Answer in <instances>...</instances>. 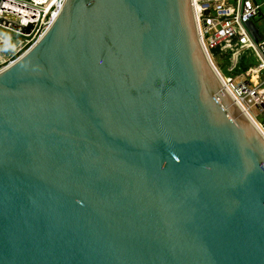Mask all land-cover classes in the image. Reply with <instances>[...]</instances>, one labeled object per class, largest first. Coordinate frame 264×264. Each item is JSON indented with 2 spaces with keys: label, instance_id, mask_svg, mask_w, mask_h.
<instances>
[{
  "label": "water",
  "instance_id": "95a60500",
  "mask_svg": "<svg viewBox=\"0 0 264 264\" xmlns=\"http://www.w3.org/2000/svg\"><path fill=\"white\" fill-rule=\"evenodd\" d=\"M191 1L64 0L0 69V264H264V135Z\"/></svg>",
  "mask_w": 264,
  "mask_h": 264
},
{
  "label": "built area",
  "instance_id": "2783aa9c",
  "mask_svg": "<svg viewBox=\"0 0 264 264\" xmlns=\"http://www.w3.org/2000/svg\"><path fill=\"white\" fill-rule=\"evenodd\" d=\"M63 2L0 0V69L17 60L42 37ZM191 4L200 42L210 59L226 53L232 71L239 67L245 52L255 60L245 75L225 78L223 84L252 121L262 119L257 124L264 135V36L256 43L245 26L261 15L264 1L192 0ZM28 26L29 33L23 34L21 29ZM1 33L13 35L19 42L10 43Z\"/></svg>",
  "mask_w": 264,
  "mask_h": 264
},
{
  "label": "rangeland",
  "instance_id": "374dc122",
  "mask_svg": "<svg viewBox=\"0 0 264 264\" xmlns=\"http://www.w3.org/2000/svg\"><path fill=\"white\" fill-rule=\"evenodd\" d=\"M260 2H263L264 0H259ZM261 14L264 15V6L261 9ZM254 21L259 22L258 26L260 27V30L262 32H264V19L262 17H258L257 19H255ZM1 35L8 40L10 43H14L17 44L19 42L18 38L8 34V33H1ZM217 52V51H216ZM8 53H6L7 55ZM212 62L214 64V66L216 67V69L218 70V72L220 73V75L223 78H234L237 79L239 76L241 75H245V70L249 67V66H254L255 60L251 57L249 52H245L240 63H239V67L232 71L229 68V61H228V56L226 55V53H221L219 55L213 56L212 58ZM256 113V111H254ZM262 122V119L257 117L256 118V123H260Z\"/></svg>",
  "mask_w": 264,
  "mask_h": 264
},
{
  "label": "crops",
  "instance_id": "0c3cea01",
  "mask_svg": "<svg viewBox=\"0 0 264 264\" xmlns=\"http://www.w3.org/2000/svg\"><path fill=\"white\" fill-rule=\"evenodd\" d=\"M264 6V5H263ZM263 16L264 15H260L259 17H262L263 18ZM258 23L259 22H257V21H253V24H254V27H255V29H256V31H257V33H258V36L259 37H263L264 36V32H262L261 30H260V27L258 26Z\"/></svg>",
  "mask_w": 264,
  "mask_h": 264
},
{
  "label": "bare ground",
  "instance_id": "6f19581e",
  "mask_svg": "<svg viewBox=\"0 0 264 264\" xmlns=\"http://www.w3.org/2000/svg\"><path fill=\"white\" fill-rule=\"evenodd\" d=\"M212 60V59H211ZM219 73V72H218ZM220 74V73H219ZM222 77V76H221ZM222 80L225 81V78L222 77ZM254 124L259 128L258 124L253 120Z\"/></svg>",
  "mask_w": 264,
  "mask_h": 264
}]
</instances>
